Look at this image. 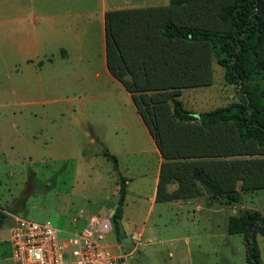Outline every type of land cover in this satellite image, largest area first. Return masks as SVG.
<instances>
[{
  "label": "trees",
  "instance_id": "1",
  "mask_svg": "<svg viewBox=\"0 0 264 264\" xmlns=\"http://www.w3.org/2000/svg\"><path fill=\"white\" fill-rule=\"evenodd\" d=\"M107 66L130 92L147 81L161 90L151 99L133 94L163 158L157 200L209 195L237 201L243 191H264V0H169L166 6L108 11ZM214 58L238 99L191 111L179 89L210 81ZM132 75V83L124 79ZM146 104L141 108L140 102ZM115 165L116 157L102 151ZM127 179L118 174L120 197L111 217L120 233ZM178 187L167 191L168 183ZM10 219L0 210V226ZM230 234H241L247 264H260L256 235L264 216L247 209L228 218Z\"/></svg>",
  "mask_w": 264,
  "mask_h": 264
},
{
  "label": "rangeland",
  "instance_id": "2",
  "mask_svg": "<svg viewBox=\"0 0 264 264\" xmlns=\"http://www.w3.org/2000/svg\"><path fill=\"white\" fill-rule=\"evenodd\" d=\"M13 48L11 37L4 40L0 38V208L11 214H18L36 221L49 220L55 226L62 225V221L57 222L60 213L77 214L85 204L86 209L94 212L101 207L99 215H90L85 220V224L93 216L109 218L106 217L108 210H111V206L116 205L118 201L112 199L109 206L105 203L110 200L108 197L111 194L115 197L118 193L115 189L119 187L118 174L121 173L120 168H122L123 173L129 176H127L128 179L134 177L132 181L130 180V196L126 200L127 209L132 210L138 220L150 213L148 225L156 226L158 230L156 238L150 243H140L141 240L136 243L131 242L133 251L131 264H178L177 256H166L167 243L165 242L168 237L174 235L173 230L178 221L176 209L167 203L159 202L150 207V196L153 190L151 172L154 170L156 157L148 152L150 146L142 137L128 102L123 101L124 97L113 90L112 85L106 83L104 77L100 78V84H98L100 87L94 91L67 84L62 90L38 87L31 93L27 90L26 93L14 94L16 79L14 71L19 68L17 65L19 60L13 55ZM210 70L209 83L192 84L179 89L178 97L185 108L200 112L230 104L238 99L235 85L224 81V70L214 58L211 59ZM32 74L36 75V73ZM73 74L79 75L78 72ZM82 76L85 79L88 76L92 78L89 73L87 75L82 73ZM124 79L130 83L134 81L128 71L125 72ZM122 85L124 86L123 83ZM150 85L147 81H139L135 83V87L142 86L147 89L138 88L133 93L124 86L131 94L136 111L143 122L133 94L135 93L137 97L141 95L149 100L156 93L161 92V90L150 88ZM112 91L118 95L116 97L101 96L105 92ZM27 94L31 95L22 96ZM96 95L99 96L95 97ZM140 104L142 109L146 107L142 101ZM71 107H75L76 114L84 112L93 123L90 130L105 134L112 149L121 150V144L131 148L137 145L134 148L141 149L143 152H130L133 154L128 155L120 153L116 162L118 166L102 155H93L95 151L102 152L107 149V144L97 140L90 143L85 133L86 130H90L80 125V122L74 119L76 117L71 120H61L58 117L55 121L48 119L47 115L60 112L72 113ZM62 122L63 126H59ZM144 124L147 127L145 122ZM115 131L118 135H114ZM66 132L76 137L79 147L75 148L76 144L72 143L69 144V149L62 148L61 144L43 145L50 135L60 136ZM31 134L36 136L35 141L38 146L30 144L28 139ZM80 146L84 148L83 153L80 152ZM81 154L84 156L77 163L75 158ZM237 190V201L211 198L207 194L198 197L194 200L196 203L207 207L205 202L210 201L213 204L212 208L218 211L204 214V212H198L194 204L187 205L186 208L191 215L188 216L182 228L187 232L203 229L208 232L210 226L218 225L220 232L221 228H224L227 216L240 214L247 209L258 210L264 216L263 190L243 191L240 189V184L237 185ZM109 220L111 221V218ZM153 221H156V225ZM8 226V224L0 226V264H11ZM116 239L123 246L114 231L107 232V243L113 244ZM256 241L261 254L260 264H264V236L257 234ZM215 247L218 253L213 252L203 256L205 264H247L243 235L229 234L227 245L223 244L221 247L217 244L213 248ZM190 249L193 253L194 245H190ZM195 258L194 255V262Z\"/></svg>",
  "mask_w": 264,
  "mask_h": 264
},
{
  "label": "crops",
  "instance_id": "3",
  "mask_svg": "<svg viewBox=\"0 0 264 264\" xmlns=\"http://www.w3.org/2000/svg\"><path fill=\"white\" fill-rule=\"evenodd\" d=\"M168 4L169 0H0V38L4 40L11 37L14 47L13 55L17 56L19 60L17 64L19 68H16L14 71L16 74L14 94L26 93L27 90L31 93L38 87L41 89L56 88L62 90L67 84H74V86L79 88L83 89L84 87L94 91V89L100 87L98 85L100 84V78L104 77L106 83L112 85V89L124 97L123 101L128 102L133 116L137 120L136 124H138L142 137L150 146L148 152L156 157L154 170L151 172L153 190L150 196V207L159 202L167 203L176 209L178 221L173 230L174 235L168 237L165 241L167 243L166 256H177L178 264H185V262H188V264H205L203 256L213 252L218 253L217 248H213L214 246L220 244L222 247L223 244H228V235L230 233L227 230V223L229 216L226 217L224 228L222 227L220 232L218 225L214 227L210 226L208 232L206 229L187 232L182 228L184 222L188 220V216L191 215L186 206L194 204L195 209L198 212H204V214L217 212L218 209L212 208V202H205L207 207H202L196 203L194 200H197L202 195L172 200H157L163 158L147 127L137 113L131 94L111 74L107 66L106 13L112 10L157 7ZM74 72H78L79 75L74 76ZM31 73H36V75H31ZM82 73L85 75L89 73L92 78L90 79L88 76L85 79ZM117 93L114 91L105 92L101 96L110 95L116 97ZM29 95L31 94L22 96ZM98 96L96 95L95 97ZM70 110L72 111L70 114L60 112L47 116L51 121H55L58 118L61 120H71L73 117H76L74 119L80 122V125L84 126V128L89 130L92 128L93 123L85 116L83 111L81 114H76L75 107H71ZM33 115L36 116V114ZM59 126H63V122ZM85 133L89 137L90 143H94L97 140L107 144L108 151L116 157L117 162L120 153L128 155L134 152H143L141 149L137 150L134 148L137 145L131 148V146L126 144H121V150L117 151L112 149L105 134L96 133L92 130H86ZM114 135H118L116 131ZM72 136L68 132L60 136L50 135L43 145L58 146L61 144L62 148L69 149V144L72 143L76 144L75 148L79 147L80 144L78 145L76 137ZM35 138L36 136L31 134L28 140L31 145L38 146ZM81 147L79 149L83 153L84 148ZM93 155H102V152L95 151ZM83 156L81 154L74 160L78 163L79 159L83 158ZM102 156L106 158L104 155ZM106 160L109 159L106 158ZM120 172L127 179L122 220L128 224L130 236L132 232H139L141 234L140 243H150L152 239L156 238L158 230L156 226L148 225L150 213L144 215L141 221L138 220L132 210L127 209L126 200L130 196V183L134 177L132 176L128 179L129 176L123 173L122 168H120ZM177 187V182H172L167 184L166 189L167 191H172ZM117 190L118 187L115 189V192ZM108 198L110 200L106 201L105 204L109 206V201L114 198V195L111 194ZM85 207L86 204L77 214L60 213L57 222L60 223L62 221V225H57V227L66 232L80 231L85 225V220L90 215H99L101 211V207L97 208L95 212ZM110 214L111 210H108L106 217L111 218ZM97 217L100 218V216ZM109 218L104 217L102 219L108 220L111 224ZM153 224L156 225V221H153ZM190 245H194L193 253ZM112 246L114 250H122V246L117 239ZM131 252L133 253L132 250ZM222 253L221 248V257L223 256ZM194 255L196 257L195 262L193 259ZM10 257L11 250L9 256V260L11 261ZM131 260H133L132 254Z\"/></svg>",
  "mask_w": 264,
  "mask_h": 264
},
{
  "label": "built area",
  "instance_id": "4",
  "mask_svg": "<svg viewBox=\"0 0 264 264\" xmlns=\"http://www.w3.org/2000/svg\"><path fill=\"white\" fill-rule=\"evenodd\" d=\"M9 219L11 264H131V249L106 242L110 222L93 216L80 231L66 232L49 220L36 221L0 209ZM131 242L141 240L132 232ZM114 244V243H113ZM121 245V244H120Z\"/></svg>",
  "mask_w": 264,
  "mask_h": 264
},
{
  "label": "water",
  "instance_id": "5",
  "mask_svg": "<svg viewBox=\"0 0 264 264\" xmlns=\"http://www.w3.org/2000/svg\"><path fill=\"white\" fill-rule=\"evenodd\" d=\"M120 197V194L117 193V195L113 198L115 199V201L117 202L118 199ZM112 202L109 201V204H111ZM117 204L116 205H112L111 207V214H110V217H112L114 211H115V208H116ZM118 238L122 241V244L127 248V249H131V237H130V230L128 228V224L123 221L122 219L120 220V233H119V236Z\"/></svg>",
  "mask_w": 264,
  "mask_h": 264
}]
</instances>
